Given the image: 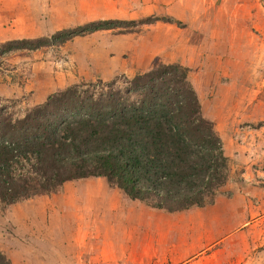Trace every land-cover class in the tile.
Wrapping results in <instances>:
<instances>
[{
  "label": "trees",
  "instance_id": "1",
  "mask_svg": "<svg viewBox=\"0 0 264 264\" xmlns=\"http://www.w3.org/2000/svg\"><path fill=\"white\" fill-rule=\"evenodd\" d=\"M159 20L165 21L150 17L140 24ZM113 28L110 21L89 22L9 41L0 58ZM189 74L174 63L136 75L122 88L80 82L20 118L0 101V205L56 195L66 183L87 178H104L130 200L166 213L213 204L232 162L202 115ZM0 264H10L1 253Z\"/></svg>",
  "mask_w": 264,
  "mask_h": 264
},
{
  "label": "rangeland",
  "instance_id": "2",
  "mask_svg": "<svg viewBox=\"0 0 264 264\" xmlns=\"http://www.w3.org/2000/svg\"><path fill=\"white\" fill-rule=\"evenodd\" d=\"M1 2L0 47L9 41L47 37L57 31L83 26L89 22L110 21L116 27L75 37L61 47L11 52L1 57L0 101L15 117H22L26 111L43 104L51 94L80 82L101 80L105 83L115 82L118 88H122L134 76L154 70L161 64L179 63L189 69L192 85L198 82V89L204 88L203 92L198 91L205 100L201 107L202 115L213 124L221 139L224 154L232 162V174L215 200H221L218 204L220 211L226 210L227 206L222 201L231 198L233 214L238 206L245 208L248 214V223L241 221L242 228L238 230L243 236L235 237L237 245H232V248L243 257L241 264H264V107H240L238 103L243 97L240 88L231 89L229 85H225L224 80L217 81L214 89L207 88L206 85L212 81L210 73L218 65L221 69L227 66L226 71L222 69L223 73L238 74L243 71L239 64L224 61L225 55L229 53L223 46L225 32H201L208 40L212 35L215 42L202 41L196 58L189 55L188 49L180 53L184 63L178 60L164 64L161 61L163 54L156 52V47H163V43L142 44L144 38L151 40V32L144 30L145 25L140 24L144 19L128 20L130 16L126 15L128 8L140 7L142 0ZM219 2L222 7L234 10L238 21L247 20L250 23L256 17L264 24V0ZM183 3L185 10L193 11L191 15L188 14L190 10H186L187 15L198 17L199 22L206 21L203 15L204 12L207 13L208 0H183ZM117 10L120 12L117 13ZM217 19L218 24L224 23L222 17ZM181 22L185 23L183 28L189 25L187 19ZM182 32L188 34L187 31ZM155 33L161 37L163 23L160 22ZM254 53L253 47L247 54L252 56ZM214 54H219L221 59H215ZM233 55L239 57L242 53L233 50ZM252 66L254 67V63ZM262 67L264 71V62ZM230 68L232 70L229 71ZM214 92H218L214 96L217 100L212 99L213 95L207 96ZM229 94L234 98L229 99ZM216 102L220 104L219 107H215ZM52 197L53 195H39L33 198L38 203L28 209L20 203L5 208L0 205V253L10 264H41L39 254H43V262L50 261V256L46 258L45 255L54 250L43 245L48 238L46 234L51 233L46 228L49 220L45 221L41 217L48 211L47 203Z\"/></svg>",
  "mask_w": 264,
  "mask_h": 264
},
{
  "label": "crops",
  "instance_id": "3",
  "mask_svg": "<svg viewBox=\"0 0 264 264\" xmlns=\"http://www.w3.org/2000/svg\"><path fill=\"white\" fill-rule=\"evenodd\" d=\"M1 3L0 0V7ZM128 9V20L148 17L165 19L166 22L159 20L145 25L144 30L151 32V40L142 39V44L163 43V47H156V52L163 54L161 61L164 64L178 60L184 63L180 53L188 49L189 55L196 58L200 43L208 40L201 32H225L223 46L229 53L225 55L224 61L239 64L243 71L238 74L223 73L222 69L226 71L227 66L221 69L218 65L210 73L212 81L206 84L207 88L214 89L217 81L224 80L227 87L240 88L241 97L243 96L238 103L240 107H264V24L260 19L255 17L250 23L247 20L238 21L235 19V11L222 7L219 0H208L207 13L204 12L203 15L206 21L203 22H199L196 16L191 17V9H188V14L191 15L185 13L187 9L184 8L183 0H142L140 7ZM217 17H222L224 23L218 24ZM183 19L189 22L184 28L185 23L181 24ZM160 22L163 23L161 37L155 33ZM182 31H187L190 35ZM212 38V35L209 36L208 41L215 42ZM253 47L255 53L249 56L247 53ZM233 50L240 51L242 55L235 57ZM213 57L221 59L219 54H214ZM189 65L191 64L185 66ZM193 86L203 107L205 100L198 91L203 92L204 88L198 89V82ZM217 94L218 92H214L207 96L214 97ZM229 95V99L234 98ZM215 97L212 99L217 100ZM229 103L232 106L231 100ZM214 105L220 106L217 102ZM220 202L221 200H215L213 204L202 208L166 213L130 200L119 189L110 188L104 178L68 182L61 193L53 195L48 201V211L41 217L45 221L49 220L46 228L52 233L46 234L48 238L43 245L54 251L45 255L46 258L50 256L48 263L46 260L43 262V254H39V263L241 264L243 257L235 252L232 245H237L236 236H243L238 230L242 228L241 221L248 223L247 210L238 206L233 214V199L228 198L222 201L227 204L226 210L220 211ZM37 203V200L31 199L20 204L28 209Z\"/></svg>",
  "mask_w": 264,
  "mask_h": 264
}]
</instances>
